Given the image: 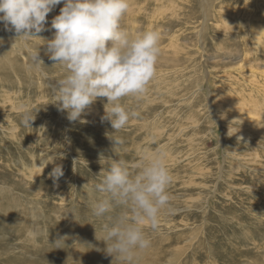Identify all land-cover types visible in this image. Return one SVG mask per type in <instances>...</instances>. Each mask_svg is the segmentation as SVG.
Wrapping results in <instances>:
<instances>
[{
  "label": "rangeland",
  "instance_id": "obj_1",
  "mask_svg": "<svg viewBox=\"0 0 264 264\" xmlns=\"http://www.w3.org/2000/svg\"><path fill=\"white\" fill-rule=\"evenodd\" d=\"M130 1L135 5L122 18V27L133 35L158 31L161 53L145 93L121 100L135 116L119 132L101 119L107 98H97L74 122L68 120L67 110H58L54 89L67 70L49 59L46 43L54 38L51 24L63 2L48 14L39 36L25 41L6 29L13 33L3 38L11 57L21 68L34 67L29 68L30 81L23 77L21 85L10 83L6 58L0 67V264H129L108 254L106 243L99 240L108 220L93 215L96 194L91 189L110 160L139 164L146 150L167 157L173 211L160 216L156 230L146 229L150 246L131 264H258L263 259L264 249L257 247L264 243V135L251 132L249 141L229 136V128L242 130L244 121H218L211 109L215 104L209 101L218 93L239 100L248 97L253 84L237 85L234 76H240L245 61L264 69V54H253L252 36L247 44L241 30L224 28L223 22L216 26L212 19L202 46L199 0ZM221 1L231 6L223 13L229 25L264 28V4L258 7V0H216L218 7ZM26 43L39 52L38 68ZM245 49L252 52L248 60L243 59ZM39 68L50 77L52 89ZM252 94L264 103V90ZM9 97L15 105H26L31 124L21 123L22 113L5 100ZM92 108L98 110L96 115ZM110 136L124 141L114 152ZM35 162L44 170L28 178ZM56 165H62L64 174L54 181L49 173ZM28 222L39 227L35 243L23 235V225L31 226Z\"/></svg>",
  "mask_w": 264,
  "mask_h": 264
},
{
  "label": "clouds",
  "instance_id": "obj_2",
  "mask_svg": "<svg viewBox=\"0 0 264 264\" xmlns=\"http://www.w3.org/2000/svg\"><path fill=\"white\" fill-rule=\"evenodd\" d=\"M62 2L64 6L51 24L54 38L46 43L49 59L67 70L54 89L58 110H67L68 120L74 122L97 98H107L101 119L119 132L135 116L121 100L142 96L155 76L161 34L145 30L133 35L122 27L130 0H0V22L7 30H14L17 38L27 41L39 36L48 14ZM27 50L39 66V52ZM20 111L21 123L31 124L28 110L21 106ZM235 133L229 128L227 134ZM109 138L113 152L124 142L118 136ZM100 163L104 166L102 156ZM63 174L62 165L49 173L54 181ZM98 177L99 182L93 186L96 197L92 212L108 220L99 240L106 243L108 254L131 264L139 251L150 246L146 229L156 230L160 216L173 211L167 191L172 176L165 157L160 152L145 151L140 163L134 165L114 158Z\"/></svg>",
  "mask_w": 264,
  "mask_h": 264
},
{
  "label": "bare ground",
  "instance_id": "obj_3",
  "mask_svg": "<svg viewBox=\"0 0 264 264\" xmlns=\"http://www.w3.org/2000/svg\"><path fill=\"white\" fill-rule=\"evenodd\" d=\"M259 1V6L258 7H262L263 6V4H264V0H258ZM172 3L173 4H175V2H173L172 1ZM132 4H134V1H130V5H132ZM199 7H200V18L201 19H203L202 20V23H201V29H200V34L202 35V37H201V40H202V46H203V41L205 42V40H204V30L207 28V25H208V23H209V21L212 19V23H215V25L216 26H220L221 25V23L223 22V26H224V28H226V27H230V29L232 30V29H236V30H241L242 31V33H243V37H247L248 39H244L246 42H247V44H248V41H249V39H250V37L252 36L253 38H252V42H253V46H255V48L256 49H254L253 50V54L254 53H256L257 55L259 54V55H261L262 53L264 54V28H261L260 27V29L259 30H257L255 27H253L252 26V28L248 31V30H243L244 28H238L237 27V25L235 24V25H229V23H228V21H226L224 18V15H223V13H225L224 11H225V7H230L231 8V6H228V5H223V4H225V3H223L222 1L220 2V6L218 7L217 5V2H216V0H199ZM135 5V4H134ZM218 7V8H215V7ZM130 11H132V8H131V10H129L128 12L130 13ZM263 12H264V10H263ZM133 14V13H132ZM261 16V15H260ZM263 17V16H262ZM131 18H132V16H131ZM130 18V19H131ZM133 19H134V17H133ZM218 19H220L221 20V22H219V20ZM132 21H134V20H132ZM263 21H264V19H263ZM263 21H262V23H263ZM131 22V21H130ZM262 25V24H261ZM244 26V25H243ZM8 31L6 30V28H5V25H4V23L3 22H0V58H2V61L0 62V67H3V59L4 58H6V60L8 61V63H9V66H8V77H9V81H10V83L13 81V82H15V81H17V84L18 85H21L22 83H21V80L23 79V77H26L28 80H29V78H28V76L29 75H31V69H32V67H34V66H31V65H28V66H26V67H22L21 68V64H20V62L16 59V58H12L11 56H12V54H10V51H9V48L8 47H10V45H7L4 41H3V38L4 37H7L6 36V33H7ZM8 35H10V33L8 32ZM11 35H13V33L11 34ZM10 35V36H11ZM9 36V37H10ZM228 37H230V36H228ZM39 42L41 41V40H38ZM43 41V44H45V42H44V40H42ZM41 41V42H42ZM171 41H173V39H171ZM26 45H27V47H26ZM25 47L26 48H30V49H32L33 51H35V49H33V48H31V47H29L28 46V44L26 43L25 44ZM244 57H243V59L244 60H248L249 59V56L252 54V52L251 51H249V50H247V49H245L244 50ZM40 60V59H39ZM53 66V65H52ZM61 66V65H60ZM242 66H243V68H242ZM241 66V68L238 70V73L240 74V76L238 77V76H234V78H239V79H234V81H235V83L238 85V83H239V81L241 82H243L245 85H247L248 83H250L251 82V84H253L252 86H251V88H252V90L250 91V93H249V96L248 97H244L243 99H241V100H239V99H235L234 97H220V96H227V94L225 95L224 93L222 94H220V93H218L219 95L216 97V98H210V103L212 102V103H214L215 105H213L212 106V104H211V109H212V112H213V114L215 115V118L218 120V121H224V120H234V119H237V120H239V121H244V123H245V128H243L242 130H234L233 128H230V129H233V132L235 133V132H237V133H235V135H237L238 137H240V138H246V140L247 141H249V139H251V137H250V135H251V132H253V133H257L258 135H264V103L263 102H261V101H258V100H256V99H252L251 97H252V92H254V91H258V92H260V91H262L263 92V90H264V76H262V74H264V69H261L260 70V66H257L256 64L253 66L250 62H248V61H245L244 62V64ZM51 67V66H50ZM29 68H31L30 70H29ZM36 68H38V66L36 65ZM46 68V67H45ZM48 69H49V67H47ZM54 68V67H53ZM15 70H17L16 72H15ZM55 71H56V69H54ZM60 71H61V69H59ZM65 71V70H64ZM23 72H25L23 75H22V73ZM39 72L40 73H43V76L44 77H46L47 79H49L48 77H47V74H46V72H44L43 71V69H40L39 68ZM48 72H49V70H48ZM66 72V71H65ZM12 74H14L15 75V78L14 79H12L11 78V75ZM34 74V73H33ZM226 74H229V73H226ZM61 75V74H60ZM232 75V74H231ZM13 76V75H12ZM52 76V75H51ZM62 76V75H61ZM225 75H223V77H224ZM226 77V76H225ZM228 77V76H227ZM34 78V77H33ZM221 78V77H220ZM222 79V78H221ZM227 79V78H226ZM228 79H229V77H228ZM227 79V80H228ZM231 79V78H230ZM30 81V80H29ZM260 81H263V83H260ZM234 83V84H235ZM47 84H48V86L50 85V87H51V89H52V86H51V84H50V79H49V81H47ZM231 84V83H230ZM235 86V88L236 89H238L237 87H236V85H234ZM242 87V86H241ZM244 87V86H243ZM219 88V87H218ZM234 88V89H235ZM233 89V90H234ZM244 89V88H243ZM156 90V89H155ZM217 90H220V89H217ZM8 91V90H7ZM164 91H166V90H164ZM220 91H222V90H220ZM232 91V90H231ZM237 91V90H236ZM240 91V90H239ZM163 92V91H162ZM223 92V91H222ZM243 92V91H242ZM215 93V92H214ZM213 93V91L211 92V97H212V95L214 94ZM244 93V92H243ZM54 95V94H53ZM235 95V94H234ZM248 95V94H247ZM165 96V95H164ZM241 96V95H240ZM43 97V96H42ZM41 97V98H42ZM54 98H55V96H53ZM41 98H38V100H41ZM162 99V98H161ZM6 101H9V102H11L12 103V105H14L15 107H12V108H14V109H16L17 111H19L20 112V109H21V106H23V108L25 109V107H26V105L25 104H23V105H15L14 103V100H12V98H6L5 99ZM217 101V103H215ZM22 102V101H21ZM24 103V102H23ZM90 108V107H89ZM218 109H221V111H220V113H222L221 115H217L216 114V112H217V110ZM90 111H93L94 112V115H96L97 114V111L98 110H93V108L90 110ZM226 111H229V113H227ZM241 111H243L244 113H246V116L244 117H242V116H240V113H241ZM227 113V114H226ZM98 124V123H97ZM97 126V125H96ZM18 128L17 127H15L14 128V130H17ZM156 130V129H155ZM251 143V142H250ZM164 147H165V145H164ZM168 148V147H167ZM147 151V150H146ZM254 151V150H253ZM163 152H166V153H170L171 152V149H166V148H163ZM236 153V152H235ZM248 154V153H247ZM35 156V155H34ZM33 155H32V157H34ZM169 157V156H168ZM256 157L258 158V159H262V157H260L258 154L256 155ZM35 158V157H34ZM33 158V159H34ZM165 158H167V157H165ZM165 161H166V159H165ZM253 162H258V161H256V158L254 157V160H253ZM25 163V162H24ZM27 163V162H26ZM29 164V163H28ZM256 165H257V163H256ZM25 166L26 167H28L27 166V164H25ZM34 166H35V170H29V172H31V174H27L26 173V175H28V178L29 177H32V176H35V175H37V174H39L40 175V173H41V171H43L44 170V167H42L41 165H39V164H37V162H35V164H34ZM46 166H47V164L45 165V168H46ZM260 166H262V165H260ZM29 168V167H28ZM254 168H258V167H254ZM255 170V169H254ZM20 172H22V170H20ZM24 175V174H23ZM24 177V176H23ZM27 177V176H26ZM89 189V188H88ZM91 190H93V189H91ZM44 192V191H43ZM90 192V191H89ZM42 193V192H41ZM38 195V194H37ZM40 195V194H39ZM13 200V199H12ZM0 205H2V204H0ZM0 208H1V206H0ZM7 210V209H6ZM26 219H27V217H26ZM22 224L24 223V222H21ZM29 223V225H31L30 224V222H28ZM33 224V223H32ZM23 227H24V229H25V234H23L24 235V237L26 236V238H27V240H29L30 242H36L37 240L35 239L36 237H37V234H38V230H39V227H38V225H31V226H25V225H23ZM46 234V233H45ZM44 234V235H45ZM22 235V236H23ZM25 238V239H26ZM253 238V237H252ZM249 239V238H248ZM26 241V240H25ZM254 241H255V239H254ZM30 245H31V243H29ZM254 244L255 245H257V243L256 242H254ZM26 246V245H25ZM36 248V247H35ZM258 248V250L260 249V250H263L264 249V243H263V245L261 244V246H259V247H257ZM28 249H30V248H28ZM32 249V248H31ZM32 250H34V248L32 249ZM49 250V249H48ZM47 250V251H48ZM29 251V250H28ZM47 251H45V253L47 254ZM53 252H54V250H52ZM141 253L143 252V251H140ZM48 253H50V252H48ZM55 253V252H54ZM54 253H50L49 255L51 256V259L52 258H54ZM79 253H81V252H79ZM140 254V253H139ZM69 255V254H68ZM78 255H80V254H78ZM83 255V254H82ZM246 255V254H245ZM44 256V255H43ZM77 256V255H76ZM32 258V257H31ZM11 261V260H10ZM28 262H29V260H28ZM23 264V263H22ZM29 264V263H28ZM63 264H65V261H64V263ZM258 264H264V256H263V259H261L260 261H259V263Z\"/></svg>",
  "mask_w": 264,
  "mask_h": 264
}]
</instances>
